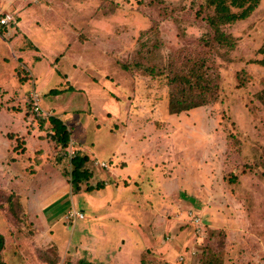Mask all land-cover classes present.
<instances>
[{
    "label": "rangeland",
    "instance_id": "1",
    "mask_svg": "<svg viewBox=\"0 0 264 264\" xmlns=\"http://www.w3.org/2000/svg\"><path fill=\"white\" fill-rule=\"evenodd\" d=\"M3 12L17 23L0 28V73L10 79L0 83V128L10 114L41 134L27 156L4 159L0 148V167L12 164L35 188L17 196L24 183L0 172L4 264L88 261L80 246L71 255L74 244L96 246L103 261L93 264H264V0L229 23L209 0H0ZM11 46L23 53L17 62ZM30 88L42 114L29 107ZM171 94L205 103L170 112ZM49 116L71 131L67 149ZM75 152L96 176L73 194ZM112 170L130 178L85 189ZM71 208L95 220L70 227Z\"/></svg>",
    "mask_w": 264,
    "mask_h": 264
},
{
    "label": "crops",
    "instance_id": "2",
    "mask_svg": "<svg viewBox=\"0 0 264 264\" xmlns=\"http://www.w3.org/2000/svg\"><path fill=\"white\" fill-rule=\"evenodd\" d=\"M2 14V13H1ZM25 15H26V18H27V12L25 13ZM39 19V21H40V23L41 24H43V21H42V17H40V18H38V17H36L35 18V21L36 20H38ZM22 21V25H23V27H24V25H26L27 23H29V19H25V20H21ZM32 21L34 22V20H32L31 19V24H32ZM17 23V22H16ZM13 25V24H12ZM20 25V24H19ZM32 26V25H31ZM5 26H0V28H4ZM23 27L21 28V26H20V28H21V33L25 36V34H24V32L23 31H25V30H23ZM43 29V28H42ZM40 29H38L36 32H38ZM30 42L33 44V46H35V47H37V44L35 45L34 44V42L33 41H31L30 40ZM11 53H13V56L15 57V59H16V62H17V58H19V57H21V55L23 54L21 51H19V50H17V49H14V46H11ZM37 49V48H36ZM35 55H36V60H38L39 59V53H38V51H35ZM23 67V66H22ZM23 68H25V67H23ZM8 73H9V71H8ZM10 74V73H9ZM6 79L8 80L9 78H8V76L7 75H4V72H2V73H0V83H3V80H5V83L8 85L9 83V81H10V79L8 80V82L6 81ZM30 81V80H29ZM69 81V80H68ZM32 89L30 88L28 91H27V93H26V98L27 99H29V97H28V93L31 91ZM1 113V112H0ZM15 114H17V117H18V115H19V112H17V113H15ZM6 117L8 118V121H6V126H9V127H7L8 129L7 130H1V128H0V148L2 149L1 151H3V158L5 159V158H7V157H13V158H15V157H19V156H27V155H29L30 154V150H29V141H34L35 140V138H36V135H37V137H39V135H41L40 134V132H36L35 130H31V134H28L27 132H29L28 130H26V128L24 129V131L21 129L22 128V126L20 125V121H16V123H13V122H11V120H17L18 118H16V116H13V115H10V114H8V115H6ZM11 119V120H10ZM11 127H14V128H12V130H10V128ZM70 131V130H69ZM71 132V131H70ZM36 133V134H35ZM39 133V134H38ZM17 139H21V140H24L25 141V143L24 144H22L23 145V147H25V153L24 154H21V153H19V154H16L15 152H13V148L15 147V145L17 144ZM13 140H14V142H13ZM35 145V144H34ZM39 145V143L38 144H36L35 146H37V147H39L38 146ZM77 150H78V148H76ZM33 152H35L34 150H32V152L31 153H33ZM75 153H78V152H75ZM6 154H9L8 156L6 155ZM95 161H98V162H100L99 160H95ZM13 163H15V162H13ZM2 164H6L5 166L4 165H2L0 168H2L1 170H0V172H1V174H2V176H1V178L4 180V182H9V183H12V181L11 180H13V183H19V182H21L22 184H23V187H19V186H17V190H15L16 191V195L17 196H23V198H29V195L30 196H32L33 194L35 195V188L34 187H32V186H30V185H27V184H25V182H27V181H25L26 180V178L27 177H25L24 178V180H22L21 181V178L20 177H17L16 178V174H14L15 173V170H13V167H10L12 164H9V163H7L6 161H4ZM3 167H7V170L9 169V168H11L12 170H9V171H5V169H3ZM97 168H100L99 166H96ZM99 171H100V169H98ZM107 173V175H108V178H106V177H101L100 176V179L102 180V181H105V182H102L103 183V185H105V184H107V180L109 181V180H112V179H115V178H123V179H126L127 180V178H130L129 177V174L128 173H124V174H122V172H120L119 171V174L120 175H122L121 177L120 176H118V174L116 173V171L115 170H112V171H109V172H106ZM94 176H96L95 174H94ZM94 176H91V178H94ZM28 177H30V176H28ZM118 185V184H117ZM129 186L130 185H132V183L131 182H129V184H128ZM83 187V185L81 184V186H80V190L78 191V192H73L72 190H71V187H69V189L71 190V193H79L80 191H81V188ZM9 191V190H8ZM33 197V196H32ZM70 200H71V203L73 202V200H72V198L70 197ZM31 204H34V203H32L31 202ZM37 206L36 207H39V212L40 211H43V208H40V202H39V205H38V203L36 204ZM79 211H81L82 213H83V218L82 219H75V220H81V221H91V220H95V215H94V213H90L91 214V216L89 217V216H87L86 215V213L84 212V210L83 209H80ZM37 213V215H36V213H35V217H42V219H38L39 221H41V223H42V228L44 229V232L46 233V231H47V233L46 234H48V232H50L51 231V228L53 227V225H52V223L50 224L49 223V221L48 220H45V218L43 217V214H41V213ZM32 213V212H31ZM197 212H194V211H190L189 212V214H190V216L191 215H195ZM33 214V213H32ZM34 217V216H33ZM75 220H72V221H70L69 222V224H70V227H73L72 226V224H74V222H75ZM73 222V223H72ZM72 223V224H71ZM47 241H48V244L49 245H53V244H55L56 245V243L51 239V238H48L47 239ZM123 242H114V244H113V247H115V249L114 250H116V248L118 247V244L119 245H123L122 244ZM115 245V246H114ZM83 249V248H85V250L83 251L84 253H83V255L84 254H87V256H83V257H88L89 259H87L88 261H92V262H95V260H99V261H103L102 260V258H98V257H95L94 255L96 254V246L94 245V244H92L91 246L90 245H88V246H82V245H80V244H74L73 245V248H72V252H71V255L72 254H74L73 253V251L74 250H76V251H78V249H80V247ZM55 247H57V246H55ZM113 247H112V249H113ZM66 251H69V250H66ZM112 251V250H111ZM80 253H82V251L80 252ZM77 256V255H76Z\"/></svg>",
    "mask_w": 264,
    "mask_h": 264
},
{
    "label": "trees",
    "instance_id": "3",
    "mask_svg": "<svg viewBox=\"0 0 264 264\" xmlns=\"http://www.w3.org/2000/svg\"><path fill=\"white\" fill-rule=\"evenodd\" d=\"M244 0H231V4L234 7L241 9L239 12H231L228 5L223 4V0H209L211 5H214L218 12V21L221 23H229L234 22L236 20L245 19L248 17L249 13L255 8L256 4L259 0H246L249 4L243 6ZM216 16V15H215ZM211 23L214 24V21L211 20ZM12 24V23H10ZM223 37V35L221 34ZM24 67V66H23ZM25 72L29 76L28 71L24 68ZM30 78V76H29ZM192 89L191 87H189ZM56 89H52L51 92H56ZM181 92V91H179ZM29 107L31 108L30 100L27 99ZM205 103V100H199L194 102L193 100H182L178 101L172 94L169 101V111L170 112H180L182 110H186L190 107L200 106ZM48 122L51 125L50 129L52 132V139L61 149H67L70 141V131L67 125L59 118L55 116H49ZM87 157L85 155L75 154L70 158L71 170L68 174V183L70 184L71 190L73 192H78L80 190V186L84 181H88L91 177V173L84 167V160ZM103 186V183L96 184L95 186H86V190H91L93 188H100ZM4 247V238L0 233V264H4L2 260L1 252ZM77 264H93L91 261H78Z\"/></svg>",
    "mask_w": 264,
    "mask_h": 264
},
{
    "label": "built area",
    "instance_id": "4",
    "mask_svg": "<svg viewBox=\"0 0 264 264\" xmlns=\"http://www.w3.org/2000/svg\"><path fill=\"white\" fill-rule=\"evenodd\" d=\"M10 23L12 24L16 23V19L14 18L12 13L3 12L2 14H0V26H6ZM28 94H29L28 97L30 100L32 111H34L37 114H42L43 111L39 104V96L36 93V91L33 89ZM94 164L99 167H102L104 165L103 162H98V161H94ZM67 218L69 219V221H72L75 219H82L83 213L79 210H74L71 208L67 212Z\"/></svg>",
    "mask_w": 264,
    "mask_h": 264
}]
</instances>
